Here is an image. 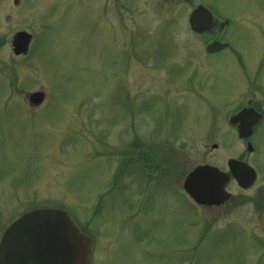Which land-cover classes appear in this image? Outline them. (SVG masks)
Listing matches in <instances>:
<instances>
[{
	"label": "rangeland",
	"instance_id": "1",
	"mask_svg": "<svg viewBox=\"0 0 264 264\" xmlns=\"http://www.w3.org/2000/svg\"><path fill=\"white\" fill-rule=\"evenodd\" d=\"M13 1L0 0V241L59 209L91 264H264L263 210L201 208L183 190L244 151L227 121L264 102V0ZM198 6L229 26L194 34ZM215 41L227 49L207 54Z\"/></svg>",
	"mask_w": 264,
	"mask_h": 264
},
{
	"label": "water",
	"instance_id": "2",
	"mask_svg": "<svg viewBox=\"0 0 264 264\" xmlns=\"http://www.w3.org/2000/svg\"><path fill=\"white\" fill-rule=\"evenodd\" d=\"M193 32L203 34L215 27L211 13L204 7L192 12L189 18ZM31 36L18 33L13 40L15 55L28 51ZM226 45L214 42L207 48L208 53L224 50ZM44 100L42 93L30 95L29 101L38 106ZM258 116L253 110H244L232 122ZM250 125L239 128L240 138H247ZM232 176L243 186V174L248 166L235 160L229 161ZM230 176L210 166L197 167L184 181L183 188L199 206H221L229 201L226 187ZM88 242L63 211L38 210L26 214L15 222L4 234L0 243V264H81L85 258ZM83 264V263H82Z\"/></svg>",
	"mask_w": 264,
	"mask_h": 264
},
{
	"label": "flooded vegetation",
	"instance_id": "3",
	"mask_svg": "<svg viewBox=\"0 0 264 264\" xmlns=\"http://www.w3.org/2000/svg\"><path fill=\"white\" fill-rule=\"evenodd\" d=\"M18 4H19V0L13 1L14 6L17 7ZM223 30H220L219 24L216 23V29L211 30L207 34L215 36L217 35V33H220ZM20 32H24V31H19L13 35L11 46H12L13 38L16 36V34ZM12 52H13V47H12ZM28 54L29 52L21 56H16V55L14 56L16 58L27 57ZM243 110H253L258 116H256V118L251 116V118L241 119V120H237V122H232V119ZM227 123H228L227 125L231 127L233 131H235L238 138H239V134H238L239 128L241 126H245V125L251 126V131L247 132L249 133L247 134V138L244 139L239 138V141L243 144L244 151L241 154V157L235 160L248 166L251 170L254 171V174L249 170H247L243 174V176L246 178V182L243 183L244 186L243 188L242 185L235 179V177L229 173L230 170L228 164L230 160L226 161L225 162L226 170H220V171L230 174V179L226 187V191L230 195V200L229 202H227L226 204L220 207H213L211 209H220L227 204L235 203L236 205H243L245 203H249L257 212H261L262 210L264 211V102L258 103L252 100L247 101L243 107L230 114ZM212 149L214 150L217 149V146L214 145ZM249 193H251L249 195L250 197L245 195ZM81 262L84 264L88 263L87 255L85 256V258L81 259Z\"/></svg>",
	"mask_w": 264,
	"mask_h": 264
}]
</instances>
